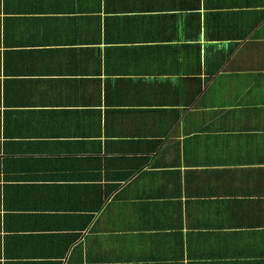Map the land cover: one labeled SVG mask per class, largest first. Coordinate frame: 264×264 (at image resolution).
Segmentation results:
<instances>
[{"label": "crops", "instance_id": "0c3cea01", "mask_svg": "<svg viewBox=\"0 0 264 264\" xmlns=\"http://www.w3.org/2000/svg\"><path fill=\"white\" fill-rule=\"evenodd\" d=\"M0 264H264V0H0Z\"/></svg>", "mask_w": 264, "mask_h": 264}]
</instances>
